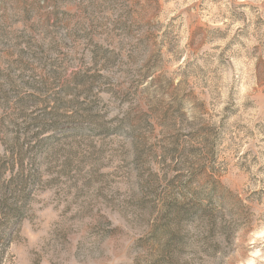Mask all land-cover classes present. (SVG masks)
<instances>
[{
  "label": "rangeland",
  "instance_id": "1",
  "mask_svg": "<svg viewBox=\"0 0 264 264\" xmlns=\"http://www.w3.org/2000/svg\"><path fill=\"white\" fill-rule=\"evenodd\" d=\"M0 264H264V0H0Z\"/></svg>",
  "mask_w": 264,
  "mask_h": 264
}]
</instances>
